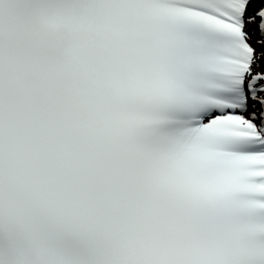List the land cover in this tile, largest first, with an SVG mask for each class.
Listing matches in <instances>:
<instances>
[{"label": "snow or ice", "instance_id": "snow-or-ice-1", "mask_svg": "<svg viewBox=\"0 0 264 264\" xmlns=\"http://www.w3.org/2000/svg\"><path fill=\"white\" fill-rule=\"evenodd\" d=\"M0 264H264V0H0Z\"/></svg>", "mask_w": 264, "mask_h": 264}]
</instances>
